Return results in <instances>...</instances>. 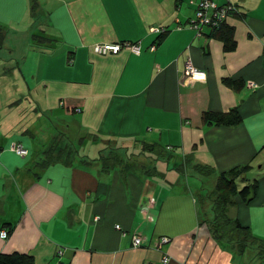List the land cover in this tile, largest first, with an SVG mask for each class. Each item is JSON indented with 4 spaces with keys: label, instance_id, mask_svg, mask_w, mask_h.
Listing matches in <instances>:
<instances>
[{
    "label": "crops",
    "instance_id": "1",
    "mask_svg": "<svg viewBox=\"0 0 264 264\" xmlns=\"http://www.w3.org/2000/svg\"><path fill=\"white\" fill-rule=\"evenodd\" d=\"M213 2L238 10L223 24L231 52L210 28L189 27L198 0H0V48L15 31L32 49L17 61L0 55V253L34 264H264L257 249L216 242L197 198L206 190L191 189L180 170L193 161L215 184L249 166L257 194L248 204L235 197L229 210L264 241V0ZM101 45L122 49L100 55ZM188 62L204 75L186 73ZM232 109L238 126L201 121ZM49 125L70 127L72 142L60 141L69 153L44 155ZM76 140L90 148L79 153ZM161 237L170 242L158 250Z\"/></svg>",
    "mask_w": 264,
    "mask_h": 264
},
{
    "label": "trees",
    "instance_id": "2",
    "mask_svg": "<svg viewBox=\"0 0 264 264\" xmlns=\"http://www.w3.org/2000/svg\"><path fill=\"white\" fill-rule=\"evenodd\" d=\"M233 14H238V10L236 9V13ZM223 24L216 28H207H210L212 34H215L223 42L224 51L231 52L236 48V41L232 36L231 30L224 28ZM201 121L205 126L234 127L242 123V118L237 109H232L221 113L204 112L201 116ZM71 148L62 146L57 150L52 149L50 152L57 153L58 151V156H60L63 152L69 153ZM73 152L75 153L74 150ZM203 169L210 173V169ZM249 171V166H241L217 176L213 189L210 191L206 190L201 199L202 204L203 202L208 203L207 217H203L204 224L211 231L216 242L222 246L234 247L240 253L248 249H257L260 255H264V241L255 238L248 228L241 226L235 218H231L228 215L229 209L235 206V197L248 204L257 194L258 181L257 179L249 181L246 178V174ZM260 249L263 250L261 251ZM0 264H34V260L28 254L0 253Z\"/></svg>",
    "mask_w": 264,
    "mask_h": 264
},
{
    "label": "rangeland",
    "instance_id": "3",
    "mask_svg": "<svg viewBox=\"0 0 264 264\" xmlns=\"http://www.w3.org/2000/svg\"><path fill=\"white\" fill-rule=\"evenodd\" d=\"M25 36H26L25 33L22 34V33H17L15 31L9 32L8 34H6L7 38L5 39V41H6L5 44H7L8 46H3V48H0V55L2 57L9 58L10 54L12 53L13 58L17 61L22 56V54L27 53L28 51H31L32 50L31 47H29V45L27 44L28 42H26V40L29 38V36L28 37H25ZM1 38H2V34L0 33V40H1ZM12 63H15V61H13ZM13 99H16V98H13ZM27 106H28L27 103H25V102L22 103V108L27 107ZM46 122H47V119H46V121L44 119H41L38 123V128L40 129L41 126L47 125ZM47 130L49 133L54 131L53 134L55 136H54V139L52 140V142L49 143L48 147H45V148H49L50 150H52V149L57 150L58 148L63 146L62 143L60 142V141H63V139L64 140L66 139V141H68V142L71 141L70 133H72V132L70 131V127H69V132H67L68 129L61 126V125H58V126L55 125L54 129H53V127L51 128L49 125V126L43 128L42 133L47 134V132H46ZM47 137L48 136H46V138ZM85 141H87V140H85ZM88 142L89 141H87L86 143H88ZM75 144H76L75 147L77 148V151L81 154L84 152L85 147L90 148L89 144H84V140H80V142L78 140H76ZM25 145H26V147H29L32 150L33 154H36V155H37V152H39L42 148V147H39V144H25ZM49 149L46 150L44 155L47 156V155L51 154ZM56 154L58 155V151ZM170 156H172V153H169V155L166 157V159H167L166 162L169 163L170 168H172L173 163L171 161H169ZM190 167H193V169H191ZM180 170H183V171L187 170L186 176L183 174L184 172H181L179 170H178V172H181L182 176H184L183 180H189L190 181V183H191L190 188L191 189H197V188H195V182L198 183V188H199V186H202L205 188V190L210 191L213 189L214 181H215L214 176L210 175V173L208 171H205V170H200V172H198L197 171V170H199L198 166L195 165V163H193V161L192 162L187 161L186 163L182 162ZM202 196L203 195L200 194V192H199L197 198H202ZM228 215L230 217H232V211L229 210ZM260 250L262 251L263 249H260Z\"/></svg>",
    "mask_w": 264,
    "mask_h": 264
},
{
    "label": "built area",
    "instance_id": "4",
    "mask_svg": "<svg viewBox=\"0 0 264 264\" xmlns=\"http://www.w3.org/2000/svg\"><path fill=\"white\" fill-rule=\"evenodd\" d=\"M236 13V9L233 5L227 4L224 6H217L212 0H198L197 9L195 12L194 18L189 22V27L193 29L197 35L202 34V30L211 27L216 28L225 22L228 15ZM156 33H162L163 30L156 29L154 30ZM123 48L125 50L130 51L135 55H139L141 52V48L138 45H124ZM122 49V46L119 45H101L95 47L94 51L100 55L107 54H117ZM186 73L192 76H203L204 73L195 69L189 62L186 65ZM250 88H256L255 84H249ZM79 111V110H77ZM10 151L19 156L20 158H25L28 155V150L23 147L20 143H13L10 145ZM116 229L120 228L116 226ZM1 239H6L7 233L2 232L0 235ZM170 240L166 237L156 238L155 243L158 250L162 248V246L168 244ZM132 245L134 248H138L142 245V241L139 237H132ZM163 264L169 263L168 256H163L162 258Z\"/></svg>",
    "mask_w": 264,
    "mask_h": 264
}]
</instances>
